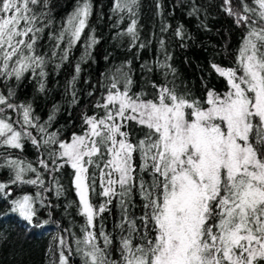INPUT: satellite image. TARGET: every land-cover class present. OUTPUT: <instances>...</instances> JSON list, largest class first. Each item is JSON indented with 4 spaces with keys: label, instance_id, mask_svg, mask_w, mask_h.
Segmentation results:
<instances>
[{
    "label": "snow or ice",
    "instance_id": "obj_1",
    "mask_svg": "<svg viewBox=\"0 0 264 264\" xmlns=\"http://www.w3.org/2000/svg\"><path fill=\"white\" fill-rule=\"evenodd\" d=\"M189 2L188 15H197L201 8ZM52 7L50 0H0V83L7 89L0 90V171L9 175L0 181V199L25 222L24 231L44 228L59 206L46 193L54 192L57 201L65 196L67 169L77 199L64 212L70 216L75 207L83 218L79 235L69 227L52 237L49 264H72L73 254L77 264H264V0H221L218 6L242 32L229 53L232 66L210 62L225 90L208 87L201 77L196 95L161 36L157 59L140 65L139 89L131 59L102 74L99 87L87 93H98L93 114H81V131L70 138L52 130L61 105L53 104L41 121L7 83L19 86L31 76L43 94L48 65L58 72L86 28L81 60L99 44L89 24L93 0H76L59 27ZM141 7L142 0H114L111 9L118 16L113 27L125 16L130 20L117 34L130 38L129 51L148 47L138 28ZM155 7L160 33H166L171 25L161 0ZM46 35L50 52L41 53ZM173 35L181 47L191 39L183 25ZM81 71L78 62L65 87L69 106L79 104ZM26 144L36 150L35 162L16 155ZM13 185L37 191L13 197ZM41 210L48 219L40 218Z\"/></svg>",
    "mask_w": 264,
    "mask_h": 264
},
{
    "label": "trees",
    "instance_id": "obj_2",
    "mask_svg": "<svg viewBox=\"0 0 264 264\" xmlns=\"http://www.w3.org/2000/svg\"><path fill=\"white\" fill-rule=\"evenodd\" d=\"M113 3L114 0H93V12L89 24L95 30V35L100 41L99 44L95 45L90 57H85L86 62L81 60V57L85 55V38L89 35V29L86 28L81 41L72 49L69 61L58 72L54 65H48L49 75L45 93L42 94L37 90V79L31 76L26 77L19 86L14 81L7 82L16 90V100L33 104L35 114L40 116L41 121L47 119L53 104L61 105V111L57 115L52 130L61 129L63 138H70L73 132L81 131L80 116L82 113L93 114L92 104L98 93L92 97H89L87 93L92 90L93 85L99 87L97 82L102 74L131 59L135 69L136 88L134 90L139 89L144 75L140 71V65L145 61L154 63L157 59L159 55L158 39L161 36L165 39L166 46L173 56L172 63L178 69L181 79L193 89L196 95L199 96L202 92L201 77L204 78L208 87L225 90V80L211 70L210 62L218 63L224 67L232 66V56L229 53L239 45L242 32L235 27L231 18L220 11L218 6L221 0H195L197 6L201 8V11L195 16L188 15L191 11L189 0H161L163 19L165 23L171 25L169 31L163 34L159 30L161 17L156 15V0H142L138 28L141 42L147 43L148 47L139 51L136 48L129 51L130 38L117 35L127 28L130 20L125 16L119 27H113L118 20V16L111 11ZM50 4L53 6L52 13L56 26L59 27L67 14L73 10L76 0H50ZM179 25H183L185 32L191 37L184 41L186 47H181V41L173 35ZM153 32H155V36H153ZM50 47L46 35L45 39L40 41L38 51L49 53ZM133 54H138L139 59H135ZM78 62L81 63L82 68L76 83L79 104L69 106L67 101L71 97L65 94V87L75 75L74 67ZM153 78H160L159 72ZM0 90L7 91L3 83H0ZM16 155L26 161L35 162L37 159V152L30 144H26L24 151L16 152ZM8 179L7 171H0V181ZM45 179L47 182L49 178L46 176ZM61 183L65 185L67 191L59 201H57L54 192L46 193L52 203L59 206L52 209L50 222L44 228L24 231L25 222L16 214L10 213L9 203L0 199V233L7 237L6 241H0V264H49L51 254L48 252V248L52 243L53 236L61 229L69 227L79 235L78 229L79 225L83 223V218L76 215L75 207L69 209L70 216L64 212V205L77 199L72 190L71 177L67 169L64 170ZM36 191L34 186H12L13 197L23 194L34 195ZM94 202L98 203V198ZM40 218H49L45 210L40 211ZM104 219L108 227L111 228L112 220L108 217V213L104 214ZM65 235L67 234L65 233ZM53 250L55 251V247ZM51 258L55 259V256H51ZM71 259L72 264H77L80 261V257L75 254Z\"/></svg>",
    "mask_w": 264,
    "mask_h": 264
}]
</instances>
